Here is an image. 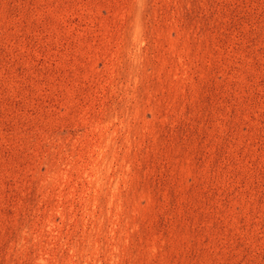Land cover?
<instances>
[{
  "label": "rangeland",
  "instance_id": "obj_1",
  "mask_svg": "<svg viewBox=\"0 0 264 264\" xmlns=\"http://www.w3.org/2000/svg\"><path fill=\"white\" fill-rule=\"evenodd\" d=\"M0 264H264V0H0Z\"/></svg>",
  "mask_w": 264,
  "mask_h": 264
}]
</instances>
